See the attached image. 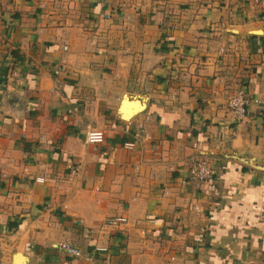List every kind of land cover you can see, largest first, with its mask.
Instances as JSON below:
<instances>
[{"label": "crops", "instance_id": "crops-1", "mask_svg": "<svg viewBox=\"0 0 264 264\" xmlns=\"http://www.w3.org/2000/svg\"><path fill=\"white\" fill-rule=\"evenodd\" d=\"M263 213L264 0H0V264H264Z\"/></svg>", "mask_w": 264, "mask_h": 264}, {"label": "built area", "instance_id": "built-area-1", "mask_svg": "<svg viewBox=\"0 0 264 264\" xmlns=\"http://www.w3.org/2000/svg\"><path fill=\"white\" fill-rule=\"evenodd\" d=\"M250 100L248 99L244 89H238L235 91L229 98L228 105L230 109L235 113L238 119H242L247 111V106ZM86 141L88 143H95L100 144L103 143L105 140V133L101 129L91 128L86 131ZM126 147L134 148L135 142L130 141L125 143ZM190 173L193 178L198 180H208L211 179L216 174V167L210 161L201 159V160H194L191 163ZM40 180V179H39ZM263 220H264V213H263ZM127 222V218L125 216H114L105 219L102 223L101 228L105 229L109 226H115L124 224ZM64 249L74 256H80L81 250L72 245L70 242L63 243Z\"/></svg>", "mask_w": 264, "mask_h": 264}]
</instances>
